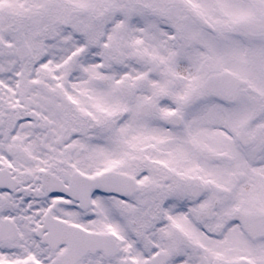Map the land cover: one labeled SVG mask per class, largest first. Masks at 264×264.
<instances>
[{"label": "snow or ice", "instance_id": "1", "mask_svg": "<svg viewBox=\"0 0 264 264\" xmlns=\"http://www.w3.org/2000/svg\"><path fill=\"white\" fill-rule=\"evenodd\" d=\"M0 264H264V0H0Z\"/></svg>", "mask_w": 264, "mask_h": 264}]
</instances>
